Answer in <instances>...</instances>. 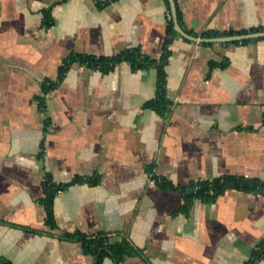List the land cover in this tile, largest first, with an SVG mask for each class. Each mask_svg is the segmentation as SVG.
<instances>
[{
  "label": "crops",
  "instance_id": "obj_1",
  "mask_svg": "<svg viewBox=\"0 0 264 264\" xmlns=\"http://www.w3.org/2000/svg\"><path fill=\"white\" fill-rule=\"evenodd\" d=\"M198 39L264 32V0H174ZM169 0H0V262L96 264L75 232L127 240L120 264H246L264 241V193L208 198L161 187L239 176L264 182V37L216 42L176 31L158 70L110 71L70 55L137 49L158 59ZM174 23V22H173ZM175 28V25H174ZM58 81L40 106L43 83ZM57 184L82 179L53 201ZM101 264H118L106 256ZM257 264H264V255Z\"/></svg>",
  "mask_w": 264,
  "mask_h": 264
},
{
  "label": "trees",
  "instance_id": "obj_2",
  "mask_svg": "<svg viewBox=\"0 0 264 264\" xmlns=\"http://www.w3.org/2000/svg\"><path fill=\"white\" fill-rule=\"evenodd\" d=\"M178 16L180 17L179 11H178ZM167 31L169 38L166 40V43L164 45L163 55L158 59L145 56L137 49L127 50L112 57H105V56L94 57V56L73 54L67 57L66 59H64L63 64L60 66L58 81L62 79L63 75L66 73L69 66L76 61L87 64L91 67L101 68L103 71L106 72L114 69L115 66H117L119 63L123 61L129 62L134 69L155 67L158 70V93H157V98L154 101L150 102L148 105L160 112H163L170 104L166 96L165 65L167 63V59L169 56L168 46L170 43V39L174 34H176L173 19L168 22ZM58 81L55 82L46 81L43 83V95L40 98V106L43 111L45 110V95L56 86ZM152 178L161 187L166 189H179L183 187L168 183L164 181V179L159 178L157 175L154 174ZM81 180L82 179L77 178L71 181L70 183L57 184L54 182L50 174L46 175V179L43 182L45 195L42 198V202L45 205L47 212V223L50 226L55 225V218L53 212V201L55 195L59 191L67 188L69 185ZM212 181L218 190L217 194L228 188H236L244 191L245 190L258 191L264 193V182L257 179H247L239 176H224L214 179ZM191 195L194 196L195 194L186 193V196H191ZM195 196L203 197V195L201 194ZM208 197L209 196L204 198H208ZM71 236H74L75 238H78L81 241L85 252L91 253L97 257L96 264H101L102 260L106 256H110L114 258L118 262V264H120V262L126 255H130L134 252L130 246V243L127 240H123L117 243H110L109 238L106 235L103 234L87 235L82 232H75ZM263 255H264V241L259 245L258 249L255 251L253 258L250 261H248L246 264H257V262Z\"/></svg>",
  "mask_w": 264,
  "mask_h": 264
},
{
  "label": "water",
  "instance_id": "obj_3",
  "mask_svg": "<svg viewBox=\"0 0 264 264\" xmlns=\"http://www.w3.org/2000/svg\"><path fill=\"white\" fill-rule=\"evenodd\" d=\"M170 2V6H171V12L173 15V22L175 25V30L177 32H179L184 39H192L194 41L199 40V41H216V42H221V43H225V42H232V41H242L245 39H254L257 40L259 38H263L264 37V32H256V33H250V34H242V35H235V36H223V37H217V38H212V39H198L196 37H192L191 35H189L188 33H186L182 27L180 26L179 20H178V12H177V8H176V4L174 0H169ZM0 264H2L0 262Z\"/></svg>",
  "mask_w": 264,
  "mask_h": 264
},
{
  "label": "built area",
  "instance_id": "obj_4",
  "mask_svg": "<svg viewBox=\"0 0 264 264\" xmlns=\"http://www.w3.org/2000/svg\"><path fill=\"white\" fill-rule=\"evenodd\" d=\"M168 21L173 19V15L171 10L167 11L166 13ZM180 191L183 193H192L195 195H203V197L207 196H215L218 192L216 186L214 185L212 180L205 181L202 179H196L189 183L188 185L179 188Z\"/></svg>",
  "mask_w": 264,
  "mask_h": 264
}]
</instances>
